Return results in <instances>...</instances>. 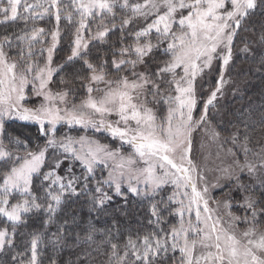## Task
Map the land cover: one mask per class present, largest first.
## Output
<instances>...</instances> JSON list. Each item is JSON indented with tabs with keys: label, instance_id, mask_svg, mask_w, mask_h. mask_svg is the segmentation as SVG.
<instances>
[{
	"label": "snow or ice",
	"instance_id": "6c2138e0",
	"mask_svg": "<svg viewBox=\"0 0 264 264\" xmlns=\"http://www.w3.org/2000/svg\"><path fill=\"white\" fill-rule=\"evenodd\" d=\"M261 6L264 0H0V24L22 20L26 25L20 34L0 37V163L10 162L0 173V254L11 251V264H43L44 249L51 246L54 255L49 264H58L55 253L65 248L96 244L92 249L96 251L106 244L107 264H161L170 254L173 264H264V232L256 228L264 217V149L254 153L256 162L250 160L249 136L241 141L237 130L231 143L241 150L243 162L232 148L227 149L232 163L218 169L214 183L191 158L192 134L210 123L209 110L223 95L235 41ZM118 8L125 13L119 24L115 22ZM51 18L55 20L51 31L36 26ZM62 20L75 28L70 54L54 66ZM138 20L145 26L128 31ZM117 30L119 47L108 39ZM46 37L50 43L45 48ZM129 37L132 42L125 43ZM259 39L264 43V33ZM97 44L109 45V51L101 53L97 48L94 61L92 49ZM13 50L18 58L10 56ZM240 51L250 53L248 44ZM37 52L47 53L43 64L35 58ZM157 52L168 59L158 61ZM109 54L115 77L108 71ZM77 62L83 68L66 71ZM214 66L219 73L216 86L201 100L198 83ZM60 73H64L61 85L86 81L87 95L79 103L70 100L71 89L51 87ZM29 86L40 99L33 107L25 104ZM197 110L199 117L194 115ZM10 120L37 125L38 139L42 137L44 143L33 146L10 133L6 127ZM62 124L106 132L132 151L125 155L89 136H57V125ZM212 136L218 139L220 134L213 130ZM77 164L79 174L74 170ZM98 169H107V176L98 179ZM37 176L43 182V196L33 192ZM169 185L172 193L157 200ZM225 187V199L213 197V190ZM109 191L124 201V216L129 215V194L146 202L152 230L133 235L128 229L121 244L113 242L121 234L116 220L111 227L97 228L89 219L81 236L72 231L79 227L75 216L58 219L69 201L80 197L86 198L89 213L106 214L113 199ZM234 192L241 201L233 202ZM221 207L224 215L218 214ZM234 207L243 215H235ZM41 211L44 230L21 233L28 236L27 246L15 251L18 228L27 224V216ZM168 217H177L178 223L164 227ZM241 223L249 227L238 231ZM53 225L56 231L48 235ZM97 233L104 236L99 243L94 239ZM73 236L76 243L69 244ZM177 251L179 261L174 258ZM90 255L86 249L66 264H87Z\"/></svg>",
	"mask_w": 264,
	"mask_h": 264
},
{
	"label": "trees",
	"instance_id": "16d2710c",
	"mask_svg": "<svg viewBox=\"0 0 264 264\" xmlns=\"http://www.w3.org/2000/svg\"><path fill=\"white\" fill-rule=\"evenodd\" d=\"M117 24L120 23V17L123 16L121 13L117 12ZM31 22L28 24V28H31ZM38 27H44L48 31H51L55 26L54 18L45 19L38 21ZM145 22L135 21L133 25H130L128 31H135L138 28L144 27ZM62 38L59 47L55 50L56 53H64V58L70 54V44L71 41L67 38L73 34L75 25L68 24L66 21L62 20L61 25ZM244 28L246 30H241L238 38L235 41L233 48V60L231 62V73L237 76V81L241 84L236 90L234 96H230L227 102L223 103L220 111L215 113L213 121L216 122L218 128L226 134L235 133L239 130L241 141L245 134L249 136L248 146L250 148H258L264 146V43L260 42L259 37L264 33V6L258 7L256 12L245 22ZM26 29V25L22 20H17L15 22H9L6 24H0V37L4 35H15L20 34ZM71 33L68 37V33ZM120 31L110 33L108 39L110 41H117L116 45H119L118 38L120 36ZM49 40V37H46ZM66 39V40H65ZM127 40H131L129 37ZM126 40V41H127ZM125 41V43H126ZM153 42L155 39L153 38ZM49 42H47L44 47L46 48ZM130 43V41L128 42ZM248 44L250 48V53H244L240 51L245 44ZM40 46L37 45V49ZM100 49V52L109 51V45H99L93 48V56L91 57L94 61L97 59L96 50ZM15 52V50H14ZM45 53V52H44ZM69 53V54H68ZM16 54V52H15ZM43 55V54H42ZM37 52V57L42 56ZM110 54L107 59L109 60V66H111ZM156 59L158 61L168 59L166 56H161L159 52L156 53ZM40 60V58H39ZM41 63V60H40ZM73 67L83 68V65L77 62L75 65L66 67L67 72H71ZM84 69L83 73L88 75L87 70ZM216 66L212 72L206 74L203 77V82L200 89L208 86V83H212L216 76ZM64 74V73H60ZM59 74V75H60ZM59 75L54 76V83H59ZM61 85V84H59ZM85 83L83 81H73L68 85H61L63 88L67 87L69 89L73 88L76 90L77 86L82 89ZM71 87V88H70ZM6 127L10 133L15 135H20L22 138L28 139L29 143L34 146L35 143H44V139L39 137L38 126L35 124L25 123L18 120H10L7 122ZM10 166V162L0 163V173L7 170ZM68 163H65L61 169L63 173L64 168H67ZM47 169V168H46ZM77 174L80 173V167L77 164L75 169ZM42 179L37 176L33 180V192L38 196H43ZM46 186V185H45ZM127 192L126 189H124ZM113 199L107 205L106 214H91L86 205V198H73L65 207V211L61 212L58 216L59 220L71 219L72 216L76 217V224L79 227H73L72 231H79L81 236L85 235L84 225L89 219H92L96 224L97 228L111 227L113 220L118 222L117 227L120 228L121 234L118 238L113 237L117 243H123L127 235L126 230L131 229L133 235L136 232L143 234L144 232L151 231V226L148 224V220L151 218L148 212V205L144 201H140L137 198L128 195V216L121 215L124 211L123 204L124 201L120 196H116L111 193ZM70 213V215L66 214ZM165 214V213H164ZM27 224L21 225L18 228V233L16 236L17 248L15 251H23L27 246L24 241L28 239L27 235H21V233L32 232L33 230L43 231V221L45 219V214L43 211L39 213H33L26 217ZM168 221H171L168 217ZM0 223H3L0 220ZM260 223H264V217L260 219ZM56 231L55 225L50 226L47 229V234L50 235L52 232ZM47 239V236H46ZM95 241L99 243L104 239V236L97 233L94 237ZM69 244H75V238L70 237L68 240ZM96 248V244L89 247L86 244H80L75 248H65L59 253H55L58 264H66L69 260L76 261L77 257L82 255L84 250L90 251L91 255L87 264H107V253L109 252L108 245H103L99 250L93 251ZM12 252L9 251L7 254H0V260H3L5 264H11ZM54 252L51 246L44 249L43 253V264H49L50 259L53 257ZM81 264H84L81 261Z\"/></svg>",
	"mask_w": 264,
	"mask_h": 264
},
{
	"label": "rangeland",
	"instance_id": "374dc122",
	"mask_svg": "<svg viewBox=\"0 0 264 264\" xmlns=\"http://www.w3.org/2000/svg\"><path fill=\"white\" fill-rule=\"evenodd\" d=\"M133 2H135V0H133ZM140 2H142V0H140ZM116 11L118 13H121L122 15H125V13L122 12L119 8L116 9ZM115 22L117 23L118 19H116ZM70 34L71 33L69 32L67 37ZM67 39L71 41L73 39V34H71ZM46 41L50 43V37H49V40H47V38H46ZM129 41H130V43L132 42V40H127L126 43H128ZM47 42L45 43V45L47 44ZM119 46L120 45H116V47H119ZM64 55L65 54L63 52L59 53V54L54 52L53 65L55 66L57 64L62 63ZM10 56L12 58H18L16 56L14 50L10 53ZM46 56H47V53L45 52V53H43L42 56H40V57L38 56L35 58H38V59L40 58L41 64H43L45 59H46ZM110 58H112V57L110 56ZM230 65H231V63H230ZM214 68H215V66H214ZM108 71L110 73V77H115L116 75H118L115 72H113L111 66H109ZM82 74L87 76L84 73H82ZM60 75H63V74H60ZM60 75L58 76V78L60 77ZM218 75H219V73L217 71L216 76H215L216 77L215 80L212 83H208V86L204 87V89H200L201 84L203 82V79L199 81V83H198V95H199L201 100H206L208 95L210 94V91L215 88ZM224 79L227 81V83L224 85L223 95L218 97L217 101L215 102V107L210 108V110H209V122L210 123L199 127L192 134L191 158L199 166V168L206 173L209 181L213 182V183L215 182V178L220 175V172L218 171V169L227 167L229 164L232 163V157L228 154L227 149L232 148L233 151H235L237 153V156L240 158L241 162H243V159H244L241 150L238 147H233V144L231 143V137L233 136L234 133L233 132L230 134L224 133L222 130H220L218 128L216 122L213 121L212 116L215 113H218L220 111V108L222 107L223 103L227 102V100L230 99V96L235 95V93L237 92L236 90L241 85L239 83V80L237 81V76L233 75L231 73V67L230 66L225 72ZM83 83H86V81H83ZM51 87L53 88V90L63 89V87L61 85H59V83H53L51 85ZM101 87H103V85H101ZM71 90L72 91H71L69 98L74 103H79L80 100L85 98V96L87 95L85 87H83L82 89H79V86H77L76 90L73 88H71ZM25 91H26V100H25L26 106L33 107V106L40 103V99L33 96L32 91H31V86H29ZM150 106H154V105H150ZM154 107H157L158 110L161 112L164 111V109L161 108L160 106H154ZM201 107H202V105H201ZM194 115L196 117H199V115H200L199 110H197L194 113ZM113 119H115V117H113ZM213 130H215L216 132H218L220 134L218 139H213V136H212ZM56 134H57V136L69 135L72 137L89 136V137H92L93 139L99 140L101 143L108 144L112 148H120L121 151L125 153V155L130 154L132 151L131 148L127 145H124L123 147H121V142L119 140H114L106 132H95L93 129H90V128L84 129L78 125H76V126H69L66 124L57 125V133ZM250 149L252 151L249 153V159L252 160L253 162H256V160L254 158V153L260 152L261 149H264V146L258 147L256 149L255 148L254 149L250 148ZM44 171H47V169L45 168ZM79 171H81V169ZM61 174H63V173H61ZM101 175L107 176V169H103V170L98 169L97 170V178L99 179L101 177ZM242 179L245 182H249L247 176H243ZM221 183L227 184V181L221 179ZM124 189L127 190L126 186L124 187ZM172 191H173V189L170 185L166 186L165 189L163 191H161L160 194L156 197V199L160 200L161 197H163L164 199H167V197L172 193ZM227 191H228V187H225L223 190H213L212 195L216 199L223 200L226 198L225 193H227ZM111 193H113V192L109 191V194H111ZM233 197H234V201H233L234 203L236 201L242 200V197L239 193L234 192ZM212 206L216 207V205H214V204ZM225 211L226 210L223 207H221L219 209L218 214L224 215ZM232 212L238 216L243 215V211L239 208H236V207L232 208ZM164 215L167 216V213H165ZM169 219H171V221H168V223L166 225H164V227H166V228L169 225L178 223L177 217H169ZM193 221H195L194 214H193ZM0 227H3V223H0ZM247 227H249V225L241 223L238 225V231H243ZM256 228H257L258 232H264V223L259 222L256 225ZM113 242H116V241L113 239ZM180 255L181 254L179 253V251H177L174 254V258L176 261H179ZM161 264H173L172 254H170L167 261H162Z\"/></svg>",
	"mask_w": 264,
	"mask_h": 264
}]
</instances>
